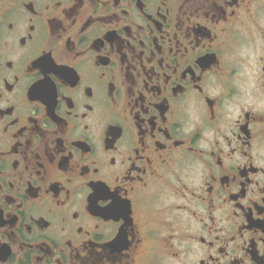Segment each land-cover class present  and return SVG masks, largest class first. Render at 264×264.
<instances>
[{
  "label": "flooded vegetation",
  "instance_id": "1",
  "mask_svg": "<svg viewBox=\"0 0 264 264\" xmlns=\"http://www.w3.org/2000/svg\"><path fill=\"white\" fill-rule=\"evenodd\" d=\"M0 264H264V0H0Z\"/></svg>",
  "mask_w": 264,
  "mask_h": 264
}]
</instances>
